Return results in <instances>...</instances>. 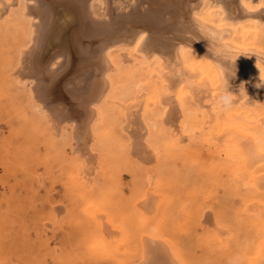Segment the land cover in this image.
<instances>
[{
  "label": "bare ground",
  "instance_id": "bare-ground-1",
  "mask_svg": "<svg viewBox=\"0 0 264 264\" xmlns=\"http://www.w3.org/2000/svg\"><path fill=\"white\" fill-rule=\"evenodd\" d=\"M213 2L223 8L226 25L231 24L233 26H236V25L243 24L248 28L257 29V31L248 33L246 37H242L239 31L234 30L233 28L226 27L224 29L223 31L224 39L233 41L234 43H237V44L244 43L247 45V49L244 55H241L240 50L235 49V48H228V47L218 49V51L221 53L222 58L221 56H212L211 54L207 53L206 46L208 44V41L203 39V37H201L200 33L197 31L198 21H194L192 17L193 11L206 8L208 6L207 0H0V5H1L0 15L4 14L7 11V9L10 10V7L12 6L16 5L20 7L19 9L20 11L18 12L20 14V16H18L20 17L19 22H21L22 25L24 23L26 26L24 29H27V34L23 31L22 32L27 35V36H24V37H27V40L23 38L24 40H26L25 46L24 48L19 49L18 53L16 52L18 54V56L17 55L15 56L17 57V59L15 60L17 61V67L15 68V71L13 69L14 74L12 76H14L15 81L19 84L29 83L31 99L34 104V108L38 110L42 116L48 119L52 130H55L57 133H59L63 129V127L65 126L70 127L71 136L69 137H71V140L73 141L72 142L73 151H74L73 153H75L76 155L75 156L76 161H79L77 163L78 165L77 169L79 170L80 174L83 175V179H85L86 182L90 181L89 175L93 173V170L94 169L97 170V168L99 167L96 163L97 156L94 153V150H97V148L101 146L102 141H104L105 136H107L106 135L107 132L103 131L102 129L103 118L105 119L109 116V113H108L109 111L112 114L114 107L110 108L111 105L109 106V104L114 103L118 105V112H119L118 114L121 115L122 117L121 120H123V125L121 126L120 130H122V132L125 134V137H127V140H128V143H127V146L129 149L127 150L129 153L128 155H130L131 158H133L134 160L135 158L137 159V166H143L145 175L149 173L150 176H152L151 178H153V177H156V174H158L156 170L154 168H151L150 166L152 161L155 160L154 152L158 153L159 155H163L161 157V162H162L163 157L167 158L164 160L169 162L168 165L164 167L165 171H163L165 173V174L163 173L164 174V181H163V186H164L163 193L164 194L156 195L155 193H150L151 189H149L150 191L145 190V189L138 191L139 189H137L134 192H131L129 198L125 196V200L128 202V204H130L129 207L132 208L133 210L135 209L136 211L140 212L142 215L141 218L143 220H148L147 218L148 215L149 214L152 215V212L156 209L155 208L156 206L158 207L157 209L158 211H160L161 215L163 216L167 215V217L168 216L172 217L169 215V209H171L170 206L173 204L172 202L175 199L174 197L178 194V181L176 180V176L180 174V171L176 169L178 165V164H175L176 158L179 159L181 164H184V165H187V163H192L196 165V163H198L199 165L207 167V168L211 167L212 170L213 169L215 170V174L217 172H227L226 169L228 167L225 161L232 160L234 162V168H232L231 170L229 169L230 173L232 171L234 172L237 171L236 173H239L241 175V178H242L241 180L242 181L244 180L242 185H245V189H246L245 191L247 192V196L243 195L247 197L246 202H244L245 203L244 207L245 209L249 211L251 210L250 211L251 213H252V210L255 209L256 214L258 216L257 219L251 218L249 220V225L253 227L255 230L254 232L255 238H256L255 242L256 241L257 242H256L255 248L252 251L251 255L248 256L249 258L247 257L248 258L247 264H264V81H261V78L264 77V49H262L261 47L264 45L258 46V45H255L256 43H254L256 40H254V42L251 41V39H255V38L258 39L257 36L259 34H260L259 37L264 38V36H262L264 35V32H261L262 29L259 28L260 26L264 25V10H260L256 13L244 14L240 8L239 0H213ZM253 2H256V0H253ZM192 5H195V7H193ZM15 10H17V8ZM9 17H11L12 20H14L13 19L14 17H12V15H10ZM16 19H17V15H16ZM261 28H264V26H262ZM13 29H15V27ZM20 29L21 28H19V30ZM234 35L237 36L236 39L233 38ZM13 36H14V33H13ZM19 36L22 37L23 35L20 34ZM19 36L17 37V39L19 38ZM23 39L22 41L24 42ZM20 41L21 40H19V43H21ZM257 42L259 43V40ZM21 45H24V44L21 43ZM179 45H185L187 48H193L194 50L193 52H187V51L185 52V57L187 58V60L194 63L193 68H187L184 66L185 59L181 58L179 52L177 51ZM119 51H123V52L121 53ZM0 56H3V55H0ZM5 59H3V61ZM126 62H132L133 63L132 65H134L133 67H136V69H138V73L143 75L142 81L140 79L137 80L138 78L136 79V81H139L137 84L135 83V81L132 80V82L136 84V88H137L136 90L140 92L141 86H145V85L149 86V91H151V94H152L151 99L153 102V107L150 109H146V111L148 110L147 112L148 114H150L149 117H152L151 120L148 116H147L148 117L147 120L144 119V117H142L141 110H143L142 109L143 103H145L143 101L147 100V97L144 100L142 99L143 93L140 95L137 94L138 92L136 94H133L128 103L117 101V98H118L117 96L119 94V91L117 88H119L120 90L121 86L119 87L118 85H116V82L117 83L119 82L115 79L113 80L114 77L112 74H114L117 70H121ZM14 64L16 66V62H14ZM127 72L131 74V71L126 70V72L120 73L119 77L125 76ZM3 76L5 77V75ZM7 76L9 77L8 74ZM127 78L129 77L127 76ZM8 80H7L8 82H11V79H8ZM134 83H131V84L134 85ZM4 84H5V81H4ZM258 84L260 85V87L256 86ZM14 86L17 87L16 84ZM20 87H18V89ZM11 89L13 90L14 88H11ZM226 89L228 92L235 95L237 98L231 105V111L214 110L218 94L224 92ZM245 90H246L247 95H245ZM20 96L21 95H19V97ZM123 101H126V99L125 100L123 99ZM10 104L11 103H9V105ZM14 104H16V102ZM115 113L117 114V112H115V109H114V114ZM20 116L22 115L20 114L18 117ZM15 117L17 118L18 121L22 120L23 118L22 116L20 117V120H19L17 115ZM25 119H28V118L25 116ZM29 119H30V116H29ZM106 120L108 121V119ZM28 121H27V124H29ZM30 127L32 128V125ZM30 127L28 126L29 129ZM151 127H153L158 133H160V135L164 137V141H162L164 143H162V149L160 152L159 150H157V147H155L152 151L153 147L150 148V145H149L150 142H146V136H148L147 133L149 129H151ZM199 132H200L201 142H204L203 144H205L206 146L205 150L201 148L200 149L193 148L191 146L188 147L187 145L186 146L188 148L186 147L185 149L184 148L179 149L180 145L185 140L192 141L191 144H193L196 140L197 133ZM124 134H123V137H124ZM151 134H154V133H151ZM96 136H98L97 140L95 139ZM27 140H29V138H27ZM149 140H152V139H149ZM32 141H31V144H32ZM196 145L199 146L202 144L198 143ZM121 147H122V144H121ZM26 148L24 149L26 150ZM28 149H29V146H28ZM21 150L22 149H20V151ZM178 150H180L179 153H177ZM32 152H33V149H32ZM156 159L158 160L159 158H156ZM133 162L134 161H132V163ZM158 162L159 160L157 161V163ZM165 162L163 161V163ZM132 169L133 168L131 167V170ZM75 171L76 169H74V172ZM121 173H123V169ZM140 173L141 172L137 174H140ZM97 175L99 176V173H97ZM142 175H144V172H142ZM205 175L206 174H204V176ZM209 175L210 173L208 174V176ZM75 176L73 177L75 178ZM113 177L111 179L112 182H113ZM211 178L212 177L210 175V179ZM237 179L233 178L232 180L231 179L230 180L233 181V184H235ZM222 183L223 182H221V184ZM224 183L222 186H224ZM226 184H229L228 181ZM226 184L225 186L227 187ZM79 185H81V183H79ZM82 185H85L84 182L82 183ZM146 186H148V184H146ZM83 187L84 186H82V188ZM108 188H110V186ZM224 191L226 190L224 189ZM125 192L129 193L128 191H125ZM231 193H233V190ZM68 194L70 195V193ZM76 194H77V191H76ZM79 194H81V191ZM88 194H91V193H88ZM208 194H206V198L208 197L207 196ZM223 194H224V197L227 195V194L225 195V193ZM84 195L85 194L82 191V196ZM77 196H79L80 198L81 195H77ZM229 196H234V194H230ZM182 197L180 196V200H182ZM160 198L161 200L164 201V204H165L164 206L160 204V201H161ZM211 198H213V196ZM217 198L219 199V196H217ZM224 199H226V197ZM224 199L222 198L219 200L222 201ZM242 199H244V197ZM73 200L76 201L77 199L74 198ZM203 200L204 199H202V201ZM236 200H237V197H236ZM224 201L227 202V200H224ZM240 201H239V204L242 205L243 200L241 203ZM229 202L230 201H228L227 203ZM231 202H232V199H231ZM95 203L96 202L94 201L93 204ZM98 203H96L95 205H97ZM217 203H216V206H217ZM73 204L75 205V203ZM99 205H101V203H99ZM68 206H70V204ZM221 206L222 205H220V207ZM91 207L93 209L94 206L91 205ZM182 207L184 208L183 204H182ZM251 207L252 208L254 207V209H252ZM10 208L12 209V206ZM85 208L87 209V207ZM101 208H103V206ZM11 209L10 211L13 210ZM86 209L84 211L85 213L88 212L86 211ZM88 209H91V208H88ZM180 209L182 210V208H179V210ZM196 209H199V208H196ZM210 210L211 209H209V211ZM228 210L230 211V209ZM14 211L15 209L12 212L13 214L16 213V211L15 212ZM90 211L91 210H89L88 214L91 215ZM255 211H253V213H255ZM84 212L82 211V213ZM239 212L241 211L239 210ZM3 213H6V212H3ZM134 213L137 214L136 212ZM102 214L103 213H100L101 216L99 214L97 215L98 219L100 217L101 222L103 219L105 220L104 218L105 216L103 215L104 217H102ZM199 214L204 215L202 216V218L199 219L200 225L202 226V224L204 225V223L207 222V216L209 214L207 213L208 215H206L204 214V212L201 214L200 212L196 214L195 216H199ZM241 215H238V216H241ZM4 216H3V219H4ZM234 216H232V219L234 218ZM238 216L236 215L235 218H237ZM241 217L243 218V216ZM137 218L140 219V217H137ZM196 218L198 220V217ZM134 219L136 220V218ZM235 220L234 222L232 221L235 224L242 222V220L239 222L238 221L235 222ZM15 221H18V220H15ZM243 222H245V220ZM97 223L95 220V225ZM120 223L116 224L113 227H115L116 230L117 229L122 230V227L121 228L117 227V225L120 226ZM3 224L5 227L10 225L9 224L6 226L5 223ZM13 224H11V227ZM101 224H104V223H101ZM211 224L214 225L213 223ZM205 225H207V227L205 228H208L209 230L208 224H205ZM240 225H242V223ZM240 225L239 227L241 228ZM143 226H147V225H143ZM18 227L21 228V225ZM27 227H28V224H27ZM110 227L112 226L110 225L109 228ZM181 227H183V225ZM213 227L215 228V225ZM75 228H77V226ZM145 228L147 229V227ZM152 228L153 229L145 230L146 231L145 235L141 233L135 238L136 243H137V250H138L137 252L140 258V262H141L139 264H180L181 262L179 263L177 261V259L181 260L180 259L181 252L179 250H181V248H184V247H181L178 250L176 245L173 243V241L167 238L168 241L167 240L166 241L171 246V249H170L168 245L166 244V242L162 240L161 231L158 228H154V227ZM177 228L179 229L180 227H177ZM217 228H215V230ZM102 229H103V226H102ZM94 230L95 229L93 227L92 234L90 233L91 236L89 237H91L93 240H95V238L96 240H99L100 237L99 236H98L99 238L96 237V234H98L97 233L98 231L96 232ZM106 230H107V225H106ZM110 230L111 229H108V231ZM236 230L237 228L234 231ZM7 232H10L9 229ZM13 232H15V228ZM88 232L86 231V233ZM223 232L225 235L226 232L225 231ZM243 232L245 233L244 230ZM249 232L251 234V231ZM72 233H73V230H72ZM110 233H112V231H110ZM117 233H119V231ZM124 233L120 235H122L125 238L126 234L124 235ZM213 233L214 232L212 231V234ZM114 234H116V232H114ZM220 234L223 235V233L221 232ZM93 235H95V238L93 237ZM227 235H232V234L231 233L228 234L227 232ZM19 236H22L21 232ZM122 236L121 238L124 239ZM219 236L220 238H222L221 235ZM80 237L83 238L82 236ZM112 237L114 236L112 235ZM181 237H184V236L181 235ZM16 238L17 237H15V239ZM228 238L232 239V237H228ZM75 239H73V241H75ZM104 239L106 238H103V241L102 240L101 241L104 242ZM82 240L83 239H81L80 241ZM198 240L196 239V241ZM250 240L251 238H249V241ZM90 241L91 240L89 239V242ZM109 241L111 242V240L108 239V242ZM116 241L117 240L115 239V242ZM222 241L223 240H221V242ZM244 241L242 243H245ZM89 242L87 243L88 247L90 245ZM115 242L114 244H111L112 243L111 242L110 245H107V246L111 247V245L115 246L119 244ZM126 242L128 241L126 240ZM252 242L253 241H250V243L247 246L251 245L253 247ZM92 244H94V246L98 245L96 246V249L102 248V250L100 249L101 253L99 249L94 250L93 252H90V253H94L96 251V253H100L103 256H105L104 253L107 252L106 256H109L108 250L110 249L108 247H107L108 249L103 248V246L108 243H105V244L103 243L102 247H99L101 246L102 243L99 245V243L95 244L93 241ZM188 245L190 247L191 244L189 243ZM195 245L196 244L192 246H194L195 248ZM225 246L226 245H224L223 248ZM241 246L243 245L241 244ZM184 249L186 250V248ZM232 249L234 250V248ZM239 249H242V248L240 247ZM88 250H90V248ZM120 250L122 251V248ZM102 251H105V252L102 253ZM208 251L209 250H207V252ZM204 252L206 254V251ZM218 252H219V248H218ZM250 252L251 251H249V254ZM226 254H228V252H226ZM91 255L92 254H90V258L93 257ZM229 255H232V254L229 253ZM245 258H246V254H245ZM81 259L83 260L84 258H81ZM79 261H80L79 262L80 264L81 260Z\"/></svg>",
  "mask_w": 264,
  "mask_h": 264
},
{
  "label": "rangeland",
  "instance_id": "rangeland-1",
  "mask_svg": "<svg viewBox=\"0 0 264 264\" xmlns=\"http://www.w3.org/2000/svg\"><path fill=\"white\" fill-rule=\"evenodd\" d=\"M0 7H1V5H0ZM16 8H17V10H15ZM19 9H20V7L15 5V6L10 7V10L7 9V11L4 13L6 15H4V14L0 15V18H1L0 19V25L2 24L0 26V55H3V56H0V71H1V73H0V77H1L0 78V85H1L0 86V217H1L0 223H2V224H0V264H39V263L40 264H66V263L72 264L73 262H75L73 264H77V263L79 264V262H80L79 260H81L80 264H87V263L91 264L92 262H93L92 264H102V263L103 264H120V263L121 264H139L141 262H140V258L138 256L137 243H136L135 238L141 233L145 235V233H146L145 230L153 229L152 227L158 228L161 231L162 240H164L166 242V244L168 245V247L170 249H171V246L167 242L168 239L173 241V243L176 245L178 250L181 247L186 248V250L184 248H181V250L184 249L183 251L179 250L181 252V258H180L181 260L177 259V261L179 263L181 262L180 264H247L248 263L247 260L249 258L248 256L251 255L252 251L255 248L256 242H257V241L255 242V240H256L255 233H254L255 230L253 227H251L249 225V220L251 218L257 219L258 216L256 214L254 207L253 208L251 207L252 209H254V210H252V213L250 212L251 210L249 211V210L245 209V207H244L245 206L244 202H246V199H247V197H245V196H247V192L245 191L246 190L245 185H242L244 180L243 181L241 180L242 179L241 175L239 173H236L237 171H235V172L232 171L230 173V170L232 168H234V162L232 160L225 161V163L228 167L226 169L227 172H217L215 174V170L214 169L212 170L211 167L207 168V167L199 165L198 163H196V165H194L192 163H187V165H184V164H181L179 159L176 158L175 164H178L176 169H178V171H180V174L176 176V180L178 181V194L174 197L175 199L172 202L173 204L170 206L171 209H169V215L172 217H169V216L167 217V215L166 216L161 215L160 211H158V209H157L158 207L156 206L155 207L156 209L152 212V215L151 214L148 215V217H147L148 220H143L141 218L142 215L140 212L136 211L135 209L133 210L132 208L129 207L130 204H128V202L125 200V196L127 198H129L131 192H134L137 189H139L138 191L144 190V189L150 191L149 189H151L150 193H155L156 195L164 194L163 193V191H164L163 181H164V174L165 173L163 171H165L164 167L166 165H168L169 162L164 160V159H167L164 157L162 158V162H161V157L163 155H159L158 153L154 152L155 160L152 161L150 166H151V168H154L158 174H156V177H153L154 179L151 178L152 176H150L149 173L145 175V171L143 169V166H137V159L135 158V160H136L135 161L133 158H131L130 155H128L129 154L127 151V150H129L128 146H127L128 140H127V137H125V134L122 132V130H120L121 126L123 125V120H121L122 119L121 115L118 114L119 113L118 112V105H116L114 103L113 104L110 103L109 104V106L111 105L110 108L114 107L113 111L111 110L112 114L110 113V111L108 112L109 116L105 119L103 118V123H102L103 127L101 126L103 131L107 132L106 133L107 136H105V139H104V141H102L101 146L99 148H97V150H94V153L97 156L96 157L97 158L96 163L99 166L98 167L99 170H98V168H97V170L96 169L93 170V173H91V175H89L90 181L86 182V180L83 179V175H81L79 170L77 169L78 168L77 163L79 161H76V157H75L76 155H75V153H73L74 152L73 151V143H72L73 141L71 140V137H69V136H71L70 127L69 126L63 127V129L59 133H57L55 130H52V128L50 127L51 125H50L48 119L45 118L44 116H42L40 114V112L34 108V104H33V101L31 99V92H30L29 83L19 84L15 81L14 76H12L14 74L13 69L15 71V68L17 67V61H15L17 59V57H15V56L16 55L18 56V54H17L18 50L21 48H24L26 40H27V37H24V36H27L26 35L27 29H24L26 26L24 23L22 25V23L19 22V19H20V17H18V16H20V14L18 13L20 11ZM9 13H10V15H12V17H14L13 18L14 20H12V18L9 17L10 16ZM16 15H17V19H16ZM5 16L7 19L5 18ZM3 20H4V22H3ZM7 23H9V24H7ZM4 26H5V28H4ZM12 26H13V28L15 27V29H13ZM262 26H264V25H262ZM262 26H260L259 28L262 29L261 32H264V28H261ZM19 28H21V29L19 30ZM2 30H3V32H2ZM17 31L19 34L17 33ZM22 31L25 32L26 34L23 33ZM13 33H14V36H16V37L13 36ZM20 34L23 36L20 37L19 36ZM17 35L19 36L18 39H17V37H18ZM259 35L257 36L258 39H256V38L251 39V41L254 42V40H256L254 42V43H256L255 45L262 46V45H264V38L259 37ZM262 36H264V35H262ZM236 37H237L236 35L233 36V38H235V39H236ZM23 38H25L26 40H24ZM22 39L24 40V42L22 41ZM19 40H21L20 42L23 43L24 45H21V43H19ZM258 40H259V43L257 42ZM261 48L264 49V46H262ZM119 52L122 53L123 51H119ZM3 59H5L4 60L5 62L3 61ZM1 61H2V63H1ZM14 62H16V66H15ZM133 63H134V61H133ZM133 63L132 62H126L121 70H117L114 74H112L114 77L113 80L115 79L119 82V83L116 82V85H118L119 87L121 86L120 90H119V88H117L119 91V94H120V95L118 94V96H117L118 97L117 101L128 103L133 94H136L138 92L137 94L140 95L143 93L142 99L144 100L147 97V100L143 101L145 103H143V108H142L143 110H141V113H142V117H144V119L147 120L148 117L150 116V114H148V112H147L148 110L146 111V109H150L153 107V102L151 99L152 94H151V91H149V86H146V85L140 87V92L136 90L137 89L136 84L139 82V81H136V79L138 78L137 80L140 79L142 81L143 75L138 73V69H136V67H133L134 66V65H132ZM10 64H12V65H10ZM128 64H130V65H128ZM130 66H132V67H130ZM1 69H3V70H1ZM126 70L131 71V74L129 72H127L125 76L119 77V74L122 72H126ZM3 71H5V72H3ZM7 74L9 75V77L7 76ZM3 75H5V77ZM127 76L129 78H127ZM6 79L7 80L11 79V82H8L10 80L7 81ZM130 80H131V82H130ZM132 80L135 81L136 84L134 82H132ZM4 81H5V84H4ZM14 83L17 85V87L14 86L15 85ZM129 83H130V85H129ZM131 83H134V85ZM4 86H5V88H4ZM11 86H13V87H11ZM20 86H22V87H20ZM27 86H29V87H27ZM18 87H20V88L18 89ZM122 87H123V89H122ZM142 87L143 88L146 87V88L143 89ZM11 88H14L15 90L14 89L12 90ZM19 95H21V96L19 97ZM27 96L29 99L27 98ZM16 97H18V98H16ZM22 97H24V98H22ZM24 99L25 100L27 99V100L25 101ZM123 99L124 100L126 99V101H123ZM13 102L14 103L16 102V104H14ZM9 103H11V104L9 105ZM17 103H19V104H17ZM114 109H115V112H117V114L116 113L114 114ZM20 114L23 116L22 120H20V117H22V116L18 117ZM16 115L20 121L17 120V118L15 117ZM39 115H40V117H39ZM25 116L28 119L30 116L29 121H28V119H25ZM118 118H120V119H118ZM149 118H150V120L152 119V117H149ZM106 119H108V121ZM44 120H46V121H44ZM119 120H121V121H119ZM27 121L30 125L27 124ZM42 121H44V122H42ZM114 123L117 126H115ZM31 125H32V128L30 127ZM28 126L30 127L31 130L28 128ZM49 128H51V129H49ZM111 129L113 130V132ZM45 130H46V132H45ZM206 130H207V128H206ZM196 132H198V131H196ZM118 133H120V134H118ZM151 133H154V134H151ZM121 134H122V136H121ZM123 134H124V137H123ZM147 135L149 137L146 136V142H150L149 143L150 148L153 147L152 151L155 147H157V150H159V152H160L162 149V143H164V142H162V141H164V137L162 135H160V133H158L153 127H151V129H149ZM43 136H45V137H43ZM22 137H24V138H22ZM159 137H161V138H159ZM27 138H29V140H27ZM45 138H46V140H45ZM97 138H98V136H96L95 139L97 140ZM198 138H199V140H198ZM149 139H152L153 142H152V140H149ZM28 141H30V142H28ZM31 141H32V144H31ZM191 142L192 141H189V140L183 141V143L180 145L179 149L180 148L185 149L187 146L188 147L191 146L193 148H198V149L201 148L204 150L206 149L205 144H203L204 142H201L200 132L197 133L195 142L193 144H191ZM25 143H27V144H25ZM198 143L202 144V145H199V146L196 145ZM121 144H122V147H121ZM28 146H29V149H28ZM24 148H26V150ZM20 149H22V150L20 151ZM32 149H33V152H32ZM24 150H25V152H24ZM15 151H16V153H15ZM179 152H180V150H178L177 153H179ZM18 158H20V159H18ZM28 158H30V159H28ZM156 158H159L158 163H157L158 160ZM131 160L134 162L132 163ZM163 161L164 162L166 161L165 162L166 164L163 163ZM100 164H101V166H100ZM117 166H118V168H117ZM183 166H185V167H183ZM129 167H130V169H129ZM131 167L133 168L132 170H131ZM189 167H191V168H189ZM183 168H185V169H183ZM209 168L211 171L209 170ZM74 169H76L75 172H74ZM122 169H123V173H121ZM140 170H142V171H140ZM194 170H195V172H194ZM207 170L212 177L211 179H210V175L208 176L209 173L207 172ZM77 171H78V173H77ZM139 172H141V173L137 174ZM142 172H144V175H142ZM182 172H183V174H182ZM97 173H99V176L97 175ZM204 174H206V175L204 176ZM220 175H221V177H220ZM70 176H72V177H70ZM73 176H75V178ZM136 176L140 179H138ZM161 176H163V177H161ZM112 177H113L114 183L111 180ZM145 177H146V179H145ZM184 177L186 178V180ZM237 177L239 180L237 179ZM69 178H71V179H69ZM233 178L237 179L235 184H233V181H231ZM99 179H101V180H99ZM136 179H138V180H136ZM74 180H76V181H74ZM82 180H83L85 185H82V183H83ZM227 181L230 185L226 184ZM221 182H223V183L225 182L224 186L226 184L227 187L222 186L223 183L221 184ZM79 183H81V185H79ZM145 183L148 184V186H146ZM231 183L234 187L231 185ZM82 186H84V187L82 188ZM92 186L94 187V189ZM109 186H110V188H108ZM112 186H114L115 188ZM242 186H244V187H242ZM107 188L109 189V191ZM232 188H234V189H232ZM224 189L226 191H224ZM110 190H111V192H110ZM113 190H114V192H113ZM123 190L128 191L129 193H127ZM232 190H233V193H231ZM76 191H77V194H76ZM80 191H81V194H79ZM82 191L84 192L85 197L82 196ZM221 191H223V192H221ZM226 192H228V193H226ZM68 193H70V195ZM88 193H91V194H88ZM223 193H225V195L227 194L225 196L226 199H224L225 197H224ZM206 194H208L207 198H206ZM220 194L222 197L220 196ZM230 194H234V196H229ZM77 195H81L80 198ZM196 195H197V197H196ZM243 195H245V196H243ZM87 196H88V198H87ZM180 196L181 197L183 196L182 200H180ZM212 196H213V198H211ZM217 196H219V199L223 198L224 200H227V202L228 201H230V202L227 203L224 200L221 201L217 198ZM159 197H161V196H159ZM203 197H205V198H203ZM236 197H237V200H236ZM243 197L245 200L242 199ZM74 198L77 199L76 200L77 203H76V201L73 200ZM70 199H71V201H70ZM202 199H204L203 200L204 202L202 201ZM231 199H232V202H231ZM238 199H240L241 201ZM101 200L105 203H103ZM160 200H161V198H160ZM242 200H243V202H242ZM89 201H90V203H89ZM94 201L96 203H98L100 201L99 203H101V205H99V203L97 205H95L96 203L93 204ZM239 201H240V203L242 202L243 204L242 205L239 204ZM72 202L75 203V205ZM214 202H215V204H214ZM217 202H219V203H217ZM221 202H223V203H221ZM88 203H89V205H88ZM216 203H217V206H216ZM69 204H70V206H68ZM160 204L163 206L165 205L163 200L160 201ZM182 204H183L184 208L182 207ZM230 204H231V206H230ZM248 204H250V203H248ZM91 205L94 206L93 209H92ZM98 205H99V207H98ZM220 205H222V206L220 207ZM9 206L10 207L12 206V209L13 210L15 209L16 213L13 214L12 213L13 210ZM84 206L87 207V209ZM95 206H96V208H95ZM102 206H103V208H101ZM119 206H120V208H119ZM7 207H9V208H7ZM224 207H226V208H224ZM88 208H91V209H88ZM179 208H182L183 211L181 209L179 210ZM196 208H199L200 210L201 209L202 210L200 211L199 209H196ZM234 208H235V210H234ZM251 208H249V209H251ZM10 209L12 211H10ZM16 209H18V210H16ZM85 209H86V211H88L87 213L84 212ZM96 209H97V211H96ZM130 209H132V210H130ZM209 209H211L212 212H211V210L209 211ZM228 209H230V211ZM81 210L84 213H82ZM89 210H91L90 211L91 215L94 214L95 216L94 215L91 216L90 214H88ZM92 210H94V211H92ZM198 210L201 212V214L203 212L206 215L209 214L207 216V222L204 223V225L202 224V226L200 225L199 219L202 218V216H204V215L199 214V216H195L196 214L200 213ZM239 210L241 212H239ZM186 211H187V213H186ZM253 211H255V213H253ZM3 212H6V213H3ZM10 212H11V214H10ZM134 212H136L137 214H135ZM54 213H55V215H54ZM58 213H59V215H58ZM100 213H103L102 217L105 216L104 217L105 220L103 219L102 222L100 220V217L98 219V216H97L98 214L100 215ZM246 213H248V214H246ZM17 214H19V215H17ZM179 214H180V216H179ZM234 214H235V216H234ZM231 215L234 216V218H233L234 220L237 219V220H235V222H237V221L239 222L241 220H242V222L236 223L237 224L236 225L235 223H233L234 220L232 219ZM236 215L237 216L241 215V216H243V218L241 216H238L240 219L238 217L235 218ZM3 216H4V219H3ZM253 216L256 218H254ZM6 217H7V219H6ZM137 217H140V219ZM196 217H198V220ZM208 217H209V219H208ZM227 217H229V218H227ZM14 218H15V220H18V221H15ZM134 218H136V220L137 219L138 220L136 221ZM166 218H168V219H166ZM95 220H96V223L98 222L96 225H95ZM244 220L246 223L243 222ZM12 221H14V222H12ZM160 221H161V223H160ZM162 221H163V223H162ZM33 222H34V224H33ZM127 222H129V223H127ZM184 222H185V224H184ZM3 223H5L6 226L9 224L10 225L5 227ZM101 223H104V224H101ZM105 223L107 225V230H106ZM119 223H120V226L117 225V227H120V228L122 227V230L121 229L116 230L115 227H113ZM211 223H213L215 225V228L218 227L220 229L217 228L218 230L217 229L215 230V228L213 227L214 225H212ZM241 223L243 226L240 225ZM11 224H13L12 227H11ZM27 224H28V227H27ZM205 224H208L209 230H208V228H205V227H207V225H205ZM244 224H246V225H244ZM20 225H21L22 229L20 227H18ZM108 225L109 226L111 225L112 227L109 228ZM143 225H147V226H143ZM182 225H183V227H181ZM239 225L241 226V228L239 227ZM76 226L78 229L75 228ZM102 226H103V229H102ZM141 226H142V228H141ZM35 227H36V229H35ZM93 227L95 229L94 231H96V232L98 231L97 233L101 235L100 236V235L96 234L97 238L100 237L99 240H96L95 235H93L95 240H93L91 237H89L92 234ZM145 227H147V229ZM177 227H180V228L178 229ZM203 227H204V229H203ZM14 228H15V232H13ZM17 228H19V229H17ZM99 228H101V229H99ZM168 228H169V230H168ZM201 228H202V230H201ZM234 228L235 229L237 228V230L234 231L235 230ZM248 228H250V229H248ZM251 228H252V230H251ZM8 229L10 232H7ZM68 229L70 232L68 231ZM85 229H87V230H85ZM108 229H111L110 231H112V233H110V231H108ZM113 229H115L116 231ZM242 229L245 231V233L243 232ZM72 230H73L74 234L72 233ZM177 230H179L180 233ZM222 230L226 232L225 233L226 236L224 235V232ZM246 230H247V232H246ZM248 230L251 231V234ZM63 231H64V233H63ZM86 231L87 232L89 231V232L86 233ZM118 231H119V233H117ZM212 231L214 232L213 234L215 237L213 236ZM20 232H21L22 236H19ZM114 232H116V234H114ZM121 232H123V233L125 232L124 233V235L126 234L125 238L122 235H120V234H123ZM203 232H205V233H203ZM217 232H218V234H217ZM220 232L223 233V235L220 234ZM227 232H228V234L231 233L232 235H227ZM14 234L15 235L17 234L18 236L17 235L15 236ZM112 235L114 237H112ZM181 235H183L185 238L181 237ZM219 235H221L222 238H220ZM72 236H74V237H72ZM80 236H82L83 238H81ZM86 236L91 241L93 240L95 244L99 243V245H100L102 243L101 246H99V247H102L103 243L104 244L108 243V244L104 245L103 248L108 247L110 250L112 249L114 251L108 250L109 256H106L107 252L104 253L105 251H102V253H104L106 257L103 256L102 254H100L101 253L100 249L102 250V248H100V249L97 248V249H99L100 253H96V251L94 253H90V252H93L94 250H97L96 246H98V245L94 246V244H92L93 241L89 242V239ZM117 236H118V238H117ZM121 236L124 239H122ZM216 236H217V238H216ZM15 237H17V238L15 239ZM187 237L190 239H188ZM228 237H232V239L228 238ZM79 238H81L83 240L80 241L81 239H79ZM103 238H106V239H104V242H102ZM249 238H251L250 241H253L252 242L253 244L251 243L253 245V247L251 245L247 246L250 243ZM67 239H68V241H67ZM73 239H75V241H73ZM108 239L111 240L112 243L110 241L108 242ZM115 239L118 242L117 241L115 242ZM172 239H174V240H172ZM187 239H188V241H187ZM196 239L197 240L200 239V240L196 241ZM244 239H245V241H244ZM70 240H72V241H70ZM126 240L128 242H126ZM221 240H223V241L221 242ZM76 241L78 242L79 245L82 246V248H81V246H79L77 244ZM97 241H99V242H97ZM113 241L115 243H119V244H117L115 246L111 245L112 248L107 246V245H110V243L114 244ZM224 241H225V243H224ZM243 241L245 243H242ZM88 242L90 244L89 247L87 245ZM184 242H186V243H184ZM194 242H196V243H194ZM134 243H135V245H134ZM179 243H180V245H179ZM189 243L191 244L190 247L188 245ZM74 244H76L77 247ZM126 244H128V245H126ZM194 244H196L195 248H194V246H192ZM239 244H240V246H239ZM241 244L243 246H241ZM244 244H246V245H244ZM213 245H214V247H213ZM224 245H226V246L223 248ZM91 246L93 247V249ZM120 246L122 248V251L120 250L121 249ZM69 247L71 248V250ZM74 247H75V249H74ZM238 247L239 248L241 247L242 249H239ZM89 248H90V250H88ZM124 248H126V249H124ZM218 248H219V252H218ZM232 248H234V250ZM91 249H92V251H91ZM247 249L249 251H251L250 254H249V251ZM207 250H209V251L207 252ZM243 250H245V251H243ZM204 251H206V254ZM241 251H243V252H241ZM130 252H131V254H130ZM133 252H135V253H133ZM226 252H228V254H226ZM229 253H231L233 256L229 255ZM90 254H92L91 256H93V257H91L92 259L90 258ZM216 254H218L220 256H218ZM240 254L242 256L244 254V256H243L244 258H245V254H246V258L247 257L248 258L244 259ZM65 257H66V259H65ZM81 258H84V259L82 260ZM186 258L188 259V261ZM190 258H191V260H190ZM119 260H120V262H119ZM103 261H105L106 263ZM132 262H134V263H132Z\"/></svg>",
  "mask_w": 264,
  "mask_h": 264
},
{
  "label": "clouds",
  "instance_id": "clouds-1",
  "mask_svg": "<svg viewBox=\"0 0 264 264\" xmlns=\"http://www.w3.org/2000/svg\"><path fill=\"white\" fill-rule=\"evenodd\" d=\"M207 3L208 6L206 8L195 10L192 13L193 20L198 21L197 31L203 39L208 41L206 46L207 53L212 56H221L218 49L228 47L238 49L240 50L241 55H244L247 45L244 43L237 44L233 41L224 39L223 31L226 27L233 28L234 30H238L242 37H246L248 33L257 31V29L248 28L243 24L236 26L231 24L226 25L223 8L215 4L213 0H207ZM239 5L244 14H251L264 10V0H256V2H253V0H239ZM192 6L195 7V5ZM177 51L179 52L181 58L185 59L184 66L187 68H193L194 63L188 61L185 57V52H193V48H187L185 45H179ZM261 81H264V77L261 78ZM256 86L260 87L259 84ZM245 95H247L246 90ZM236 99V96L228 92L226 89L224 92L218 94L214 110L231 111V105Z\"/></svg>",
  "mask_w": 264,
  "mask_h": 264
}]
</instances>
